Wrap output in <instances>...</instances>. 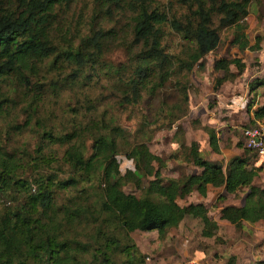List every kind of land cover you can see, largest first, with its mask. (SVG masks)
I'll return each instance as SVG.
<instances>
[{"label":"trees","instance_id":"16d2710c","mask_svg":"<svg viewBox=\"0 0 264 264\" xmlns=\"http://www.w3.org/2000/svg\"><path fill=\"white\" fill-rule=\"evenodd\" d=\"M70 1L0 0V117L9 108L5 102L11 101L3 84L26 87L29 75H37L34 69L49 58V66L67 63L75 72L99 65L119 79L121 99L127 104L138 102L142 93L155 96L172 79L185 102L181 74L190 71L194 64L202 67L201 59L218 42L216 30L210 27L211 11L201 0H196L194 21L168 22L185 42L177 54H170L161 43L166 16L153 5L154 0H131L136 5L130 17L131 39L129 43L120 41L125 59L109 64L104 60L102 45L114 38L110 30L94 25L75 45L71 39L64 47L54 41L55 7ZM247 3L248 0H211V8L222 16L221 24H233L234 43L241 50L250 48L240 21ZM229 64L238 72L243 68L237 58L217 60L214 69L221 70L223 75L216 79L215 88L229 75ZM32 104L33 101L24 109L29 114L23 124L15 123L12 129L20 130L29 123L37 108ZM260 118H264V104L252 111L247 126ZM118 135L120 132L115 128L99 133L90 141L86 156L75 144H70L64 151V161L71 175L56 183H38L36 189L20 175L21 156L0 140V199L10 198L15 202L18 197L22 199L0 211V264H145V254L130 236L133 231H155L162 235L190 216L200 221L202 236L214 235L215 225L202 203L179 205L176 202L192 191L204 196L207 185L221 188L224 194L247 188L241 205L226 204L219 208V219L235 228L243 222L264 220V185H252L256 169L248 167L246 156H232L223 165L203 158L197 143L190 142L189 157L199 171L163 182L159 173L163 160L144 143H137L124 153L134 161L133 170L120 172L115 158ZM206 135L210 150L219 153L214 129L207 128ZM42 137L52 143H68L73 142L76 132L53 135L43 131ZM139 171L151 176L142 194L124 192L122 187L127 182L140 185ZM53 186L70 188L73 194L65 202L56 204ZM223 196L219 194L218 199Z\"/></svg>","mask_w":264,"mask_h":264},{"label":"rangeland","instance_id":"374dc122","mask_svg":"<svg viewBox=\"0 0 264 264\" xmlns=\"http://www.w3.org/2000/svg\"><path fill=\"white\" fill-rule=\"evenodd\" d=\"M201 1L211 11L210 27L216 30L218 42L201 59L202 67L194 64L190 71L181 74L185 102L172 79L155 96L142 93L138 102L127 104L121 99L119 79L107 74L99 65L75 72L67 63L49 66L51 58L34 69L37 75H29L26 87L3 84L11 101L5 102L9 108L0 117V140L21 156L20 175L32 189L41 182L56 183L69 177L71 171L64 161L65 149L73 143L86 156L90 141L110 128L120 132L115 137L118 144L115 158L121 173L133 170L134 165L124 153L133 145L144 143L151 153L163 160L159 169L163 182L180 178L197 169L189 157V144L196 142L203 158L215 157L214 161L223 165L232 156H246L248 167L256 169L252 185H264V162L244 147L241 135L252 111L264 104V0H248L240 21L250 48L242 50L234 43L233 24H221L222 16L211 8V0ZM196 3V0H154L153 5L167 19L162 27L161 43L170 54H177L185 42L168 22L194 21ZM135 9L131 0H71L57 5L53 39L59 47H64L70 39L75 45L94 25L100 26L114 35L102 45L104 60L109 64L120 63L125 59L120 41L130 42V17ZM255 43L257 47L252 49ZM232 58L243 64L242 70L238 72L229 64V75L215 88V81L223 72L216 71L214 63ZM38 95L40 100H37ZM31 101L37 108L29 123L20 130L12 129L13 124L22 125L26 120L29 110L24 112V109ZM175 115L178 118H173ZM212 127L219 128L220 133L221 152L214 153L216 156L207 144L205 133ZM43 131L53 135L75 131L76 137L73 142L52 143L44 140ZM139 175L140 185L127 182L122 187L124 192L142 194L151 176L141 171ZM52 191L56 204L65 202L73 194L70 188L58 186H53ZM246 192L247 188L241 187L233 194H224L221 188L212 187L204 196L192 191L176 199L179 205L198 202L204 205L215 225L212 237L202 236L200 221L190 216H185L162 235L155 231H133L130 236L145 254V264H264V220L243 222L241 227L235 228L219 219V208L226 204L241 205ZM219 194L224 195L222 199H218ZM21 201L20 197L17 202L1 198L0 211Z\"/></svg>","mask_w":264,"mask_h":264},{"label":"built area","instance_id":"2783aa9c","mask_svg":"<svg viewBox=\"0 0 264 264\" xmlns=\"http://www.w3.org/2000/svg\"><path fill=\"white\" fill-rule=\"evenodd\" d=\"M244 147L253 152L264 162V118L253 119V122L242 129Z\"/></svg>","mask_w":264,"mask_h":264},{"label":"crops","instance_id":"0c3cea01","mask_svg":"<svg viewBox=\"0 0 264 264\" xmlns=\"http://www.w3.org/2000/svg\"><path fill=\"white\" fill-rule=\"evenodd\" d=\"M213 128V127H212ZM214 129V128H213ZM214 131H215V134H216V137H217V140L220 138L219 136H220V133H219V128H215L214 129ZM206 133V132H205ZM229 135V134H228ZM228 135H226V137H228ZM225 137V138H226ZM218 143V148H219V152H221V147H220V141H218L217 142ZM212 154H214V152L212 153ZM214 156H216L215 154H214ZM212 157V156H211ZM214 159H215V157H212L210 160H212V161H214ZM208 160V159H207ZM195 167V166H194ZM195 168H197V167H195ZM198 169V168H197ZM196 169V171H194V172H198L199 171V169L197 170ZM209 188H212L210 185H207V191H208V189Z\"/></svg>","mask_w":264,"mask_h":264}]
</instances>
